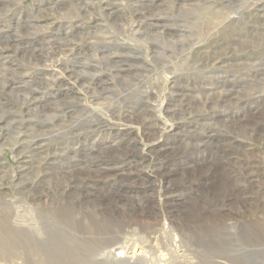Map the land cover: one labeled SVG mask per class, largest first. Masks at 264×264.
<instances>
[{
    "label": "rangeland",
    "instance_id": "obj_1",
    "mask_svg": "<svg viewBox=\"0 0 264 264\" xmlns=\"http://www.w3.org/2000/svg\"><path fill=\"white\" fill-rule=\"evenodd\" d=\"M208 1L209 6L216 5L227 16L231 43L225 37V41L213 44L205 29L196 31L191 27L189 34L180 28L183 24L179 21L174 24L176 28L168 27V23L158 28L152 27L148 19L141 40H146L147 34H159L161 43L149 40L134 44L130 27L140 25L135 3L145 5L142 9L148 18L155 14L153 9L164 10L173 5L176 21H181L177 12L186 0H0V217L5 212L31 208L36 217L30 224H36L44 213L73 209L69 213L76 222L79 218L78 223L84 227L96 224L104 232L79 235L84 239H74L71 244L64 241L69 246L65 257L48 252L51 257L43 264H125L124 261L135 263L139 258L146 264H180L170 259L165 241L156 233L165 224L182 239L180 254L186 252L196 264H225L214 255L229 246L244 252L264 250V239L260 240L264 236L255 235L248 223L254 218L241 215L242 202L249 200L237 198L245 177L243 171H252V164L247 168L244 159H229V152H212L204 148L205 144L194 147L188 134L193 129L186 123L196 117V112L174 119L165 114L178 106L176 101L183 95L193 97L205 113L209 112L207 100H213L217 94L221 98L231 97L220 84L226 79L237 85L232 89L236 96L247 100L262 97L258 105L264 104V75L252 76L264 68V0ZM191 4L200 7L207 2L191 0ZM179 34L186 39L179 40ZM8 37L14 38L13 44L21 48L19 51L7 47ZM169 39L178 40L175 48L162 46ZM57 43L65 51L59 52L62 49ZM246 46L249 48L244 49ZM246 52L254 57L246 58ZM62 53H67L68 62ZM214 54L216 61L212 60ZM100 80L103 87L97 84ZM86 89H90L89 93ZM157 104L165 113L160 112ZM243 108L233 109L239 117L237 121L252 122L245 117L250 109ZM216 111L224 113L223 118L230 112L225 113L222 108ZM142 112L146 118L156 119L154 128H146L134 119L135 114ZM87 119L91 124H85ZM215 128L212 147L218 143L223 148L248 150L260 160L261 169L253 170L259 194L252 201L264 197V142L258 140L257 134L235 135L221 125ZM62 170L73 174L67 178L56 174ZM80 170L84 172L81 174ZM263 206L264 203L259 208ZM225 237L234 240L227 245ZM163 254L166 259L162 261ZM26 259L25 255L11 259L5 254L0 264H28Z\"/></svg>",
    "mask_w": 264,
    "mask_h": 264
},
{
    "label": "bare ground",
    "instance_id": "obj_2",
    "mask_svg": "<svg viewBox=\"0 0 264 264\" xmlns=\"http://www.w3.org/2000/svg\"><path fill=\"white\" fill-rule=\"evenodd\" d=\"M151 1V0H150ZM173 1V0H172ZM205 2H207V4H205L204 6H194L191 4V0H186V2H183V7H179L180 9L178 10V16H180L183 20H177V17H175V14H173V10L174 7L173 5H169L167 7V9L159 10V9H153V11L155 12V14H153L151 16V18H148L145 13H144V8L145 5L141 3H135L134 7H135V13L137 14V16H139V20H140V25L138 26V28H131L130 27V34L132 36V41L135 43H139V42H150L149 40H154L156 43H161L160 40V35L159 34H155V35H145L146 36V40L142 39L140 37V34L142 32H144V28L146 27L147 24V20L149 21L150 25L152 27H158L162 25H165V23H168L169 26H175L174 24H176L178 21L180 23H182L183 25H180V28H184V30H188L189 34H192L191 31V27H193V30L196 31H201L202 29H205V31L208 33V37L210 40L214 41L213 44H219L222 40L225 41V37H228V43H231L230 40L232 37V33L228 31V28H230L231 25H228L227 22V16L222 13V9H217V6L215 5H210L208 4V0H204ZM60 2V1H58ZM173 4V3H171ZM167 5V4H166ZM187 5V6H185ZM156 7V5H155ZM164 7V6H163ZM148 8V7H147ZM224 9V8H223ZM112 13V12H111ZM114 14V13H113ZM111 17H113L112 15H110ZM117 16V15H114ZM39 17V16H38ZM173 23V24H172ZM122 24V22H121ZM125 24V22H124ZM179 24V23H178ZM167 25V24H166ZM186 25H189L190 28L185 27ZM123 26V25H122ZM115 27V26H114ZM165 27V26H163ZM177 26H175L176 28ZM117 30L118 28L115 27ZM159 28V27H158ZM127 29V28H126ZM125 30V29H124ZM179 32V29H177ZM120 31V30H118ZM123 31V29L121 30ZM147 31V30H146ZM160 31V30H159ZM145 33V32H144ZM154 33V32H153ZM169 33V32H168ZM174 33V32H173ZM108 34V33H107ZM121 34V33H120ZM175 34V33H174ZM182 34V33H181ZM109 35V34H108ZM113 35V34H112ZM127 35V34H125ZM172 35V34H171ZM130 36V35H129ZM180 38H178L179 40L184 41L186 39L185 35H178ZM168 37V36H167ZM185 37V38H184ZM176 38V39H177ZM162 39V37H161ZM4 40V39H3ZM109 39H107L108 41ZM115 40V39H114ZM131 40V39H130ZM144 40V41H143ZM163 40V39H162ZM171 40V39H169ZM169 40H166L165 43H163L162 46L164 47H168V48H175V46L177 45L176 40H171V42ZM58 41V40H57ZM56 41V42H57ZM102 41V40H100ZM104 41V39H103ZM105 41V42H107ZM10 42V43H9ZM66 42V41H65ZM6 43H8L7 47H11L14 48L16 50L19 51V49H21L19 46H17L16 44L14 45V38L12 37H8V39L6 40ZM22 43V42H21ZM61 43V42H60ZM70 43V42H69ZM68 43V44H69ZM104 43V42H102ZM114 43V42H113ZM124 43V42H123ZM58 44V43H57ZM108 44V43H107ZM111 44V43H110ZM121 44V43H120ZM140 44V43H139ZM227 44V43H226ZM225 44V45H226ZM28 45V44H27ZM62 45V44H61ZM104 45V44H103ZM160 45V44H159ZM108 46V45H106ZM119 46V45H118ZM117 46V47H118ZM128 46V45H127ZM139 46V45H138ZM67 47V46H66ZM97 47V46H96ZM114 47H116L114 45ZM131 47V46H130ZM6 48V47H5ZM56 48V47H55ZM54 48V49H55ZM58 48L62 49L59 52L65 51L64 46H60L58 44ZM72 48V47H71ZM88 48V47H87ZM99 48V47H98ZM102 48V47H101ZM110 48V47H109ZM113 48V47H112ZM125 48V47H123ZM249 47L246 46V48L244 49H248ZM131 49V48H130ZM162 50V49H161ZM167 50V48H166ZM165 50V51H166ZM217 50H219V48H217ZM55 52V51H53ZM58 52V51H57ZM56 52V53H57ZM67 52V51H66ZM86 52V51H85ZM129 52V51H128ZM233 52V51H232ZM52 53V52H51ZM68 53V52H67ZM67 53H62L63 58H65V60L68 62L69 58L67 57ZM87 53V52H86ZM85 53V54H86ZM99 53V52H98ZM133 53V52H132ZM247 53V52H246ZM90 54V53H89ZM87 53V55H89ZM96 54V52H95ZM131 54V52H130ZM245 54V53H244ZM133 55V54H132ZM50 56V55H49ZM69 56V55H68ZM92 56V53H91ZM97 56V55H95ZM103 56V55H102ZM111 55H109L108 57H110ZM121 56V55H120ZM135 56V55H134ZM216 54L213 55L212 60L216 61L217 56ZM84 57V56H83ZM107 58V56H105ZM245 57V56H244ZM243 57V58H244ZM252 58L254 57V55H250L247 53L246 58ZM80 59V54L78 55V57ZM90 58V57H89ZM93 58V57H91ZM96 58V57H95ZM98 58V57H97ZM105 58V59H106ZM112 58V57H111ZM129 58V57H128ZM134 58V57H133ZM138 58V57H137ZM42 59H46V56H44ZM50 59V57H49ZM72 59H74L72 57ZM70 59V60H72ZM102 62H103V58ZM109 59V58H107ZM114 59V58H113ZM112 59V60H113ZM64 60V61H65ZM96 60V59H95ZM46 61V60H45ZM78 61V60H77ZM91 60H89L88 62H90ZM114 61V60H113ZM136 61V60H134ZM63 62V61H62ZM66 62V64H67ZM74 62V60H73ZM91 62H94V60H92ZM117 62V61H116ZM115 62V63H116ZM125 62H127L125 60ZM54 63V62H53ZM53 63L51 65H53ZM81 63V62H80ZM79 63V64H80ZM87 63V62H86ZM85 63V64H86ZM104 63V62H103ZM109 63V62H107ZM130 63V62H129ZM78 64V65H79ZM88 64V63H87ZM86 64V66H87ZM92 64V63H91ZM94 64V63H93ZM92 64V65H93ZM98 64V63H97ZM60 65V64H59ZM63 65V63H62ZM107 65V64H106ZM57 66V65H56ZM61 66V65H60ZM59 66V67H60ZM65 66V65H64ZM123 66V65H122ZM121 66V67H122ZM49 67V66H48ZM62 67V66H61ZM68 67V66H67ZM76 67V66H75ZM79 67V66H78ZM82 67V66H81ZM90 67V66H88ZM95 68V66H93ZM50 68V67H49ZM92 68V67H91ZM93 68V70H94ZM259 68V67H258ZM55 69V68H54ZM63 69V68H62ZM66 69V68H65ZM120 69V67H119ZM61 70V69H60ZM92 70V71H93ZM219 70H222L219 68ZM63 71V70H62ZM67 71V69H66ZM73 71V68H72ZM42 72V71H41ZM39 72V73H41ZM84 72V71H83ZM64 73V72H63ZM82 73V72H81ZM88 74L89 72H85V74ZM118 73V71H117ZM260 75H264V68L258 69L256 70L252 76L253 77H259ZM66 76V75H65ZM80 76V75H79ZM83 76V75H81ZM85 76V75H84ZM89 78V77H88ZM59 79V78H58ZM94 79V78H93ZM100 79V78H99ZM98 79V80H99ZM136 79V78H135ZM134 79V80H135ZM254 79V78H253ZM80 80L79 77L77 79V81ZM95 80V79H94ZM58 81V80H57ZM49 82V81H48ZM47 82V83H48ZM51 83L53 81H50ZM79 82V81H78ZM93 82V81H92ZM104 82V81H103ZM253 82V81H252ZM50 83V84H51ZM83 83V82H82ZM81 83V84H82ZM49 84V83H48ZM53 84V83H52ZM75 84V81H74ZM84 84V83H83ZM98 86L103 87L104 83L100 81H97ZM220 84H223V87H226L229 91L227 94H230L231 97H223L221 98V96H219L218 94L216 96H214L213 100L210 98L209 100H207L205 103H209L210 106V111L205 113L204 110L199 107L195 101V99H193V97H188V95H183L181 98H179L176 102L178 103L177 107H174L171 110H167L166 113L165 111H163L162 109H159L158 104L155 105L160 112H164L166 115L168 114V116H170L171 118L174 119V117H176L177 115H182V114H188L189 112H196V117L191 120V122L186 123L188 125V128L193 129V130H189L188 134L189 138H190V142L194 144V147H199V145L201 144H205L204 148L207 149H211V151L213 152L214 150L216 152L219 151H226L229 152L227 153V157L230 159V157H237V160L241 159L245 162V164H247V168L249 166V164H252L250 167L252 168V171L248 172V171H243V173L245 174L244 180L243 182L241 181V188H239V193L237 195L238 200H249L248 202H242V206L243 207V211L241 212L242 217H247V216H251L252 218H254L253 221H250L248 223H250L251 227H252V231L254 232V234L257 236L259 235L260 237L264 236V209L261 210V208H259L260 206H262V204L264 203V197L260 196L259 200L256 201H252V197L259 194V185H258V181L255 178L256 173L253 172L254 169H261L260 165H262V163H260V160L256 159L254 153L249 152L248 150H240L237 148H233V147H224L222 145H219L218 143H216L215 147L214 146V141H213V134L214 132H216V126L221 125V127H224L226 129V132L228 133H232L235 135H248L250 136L251 134H257V138L260 142H264V107H262L264 104L262 105H258V103H260L261 98L259 97V99L257 98L256 100L255 97L254 98H250V100L248 101L245 98H242L240 96H236L235 93L233 94V90L237 85L235 84V82L226 79L224 81H220ZM238 84V83H237ZM255 84V83H253ZM80 85V84H79ZM219 86V84H217ZM36 87V86H35ZM90 87V86H89ZM91 88V87H90ZM106 88V87H105ZM104 88V89H105ZM93 89V88H91ZM187 89V88H186ZM38 90V89H37ZM90 90V89H89ZM88 90V91H89ZM180 90L184 91L185 89L181 88ZM194 90V89H193ZM85 91V90H84ZM87 91V89H86ZM85 91V92H86ZM87 91V92H88ZM93 91V90H92ZM103 91V89H102ZM35 92V91H33ZM147 92V91H145ZM36 93V92H35ZM89 93V92H88ZM94 93V92H93ZM104 93V92H103ZM99 94V92H98ZM105 94V93H104ZM101 95V94H100ZM234 95L236 97H234ZM39 97V95H38ZM99 97V96H98ZM33 98V96H32ZM27 99V98H26ZM176 99V98H175ZM35 100V98L33 99ZM38 100V99H37ZM40 100V99H39ZM93 99H91L90 101H92ZM100 101V100H99ZM157 101V100H156ZM29 103V102H28ZM35 103V102H34ZM139 103V102H138ZM263 103V102H262ZM33 104V103H32ZM60 104V103H59ZM63 104V103H62ZM67 104V103H66ZM249 105V107L245 108L246 105ZM71 105V104H70ZM73 105V104H72ZM48 106V105H47ZM80 106V105H79ZM82 106V105H81ZM239 106H244V108L242 109L247 110V116L245 117H249L250 120H252V122L249 123V121L246 122H242V121H237L238 120V115H235L233 109H237ZM39 107V105H38ZM64 107H66V105H64ZM78 107V106H77ZM261 107V108H260ZM31 108V107H30ZM49 108V107H48ZM72 108V107H70ZM150 108V107H149ZM226 109L229 112V116H227L226 118H223L222 115H225L224 113H219L216 110L217 109ZM41 109V108H40ZM66 109V108H65ZM79 109V108H78ZM232 111H231V110ZM34 110V109H33ZM36 110V108H35ZM53 110V109H52ZM71 110V109H70ZM80 110V109H79ZM78 110V111H79ZM83 110V109H82ZM241 110V109H240ZM41 111V110H40ZM49 111V110H48ZM56 111V110H55ZM60 111V110H59ZM69 111V110H68ZM67 111V112H68ZM111 111V110H110ZM252 111H254L252 113ZM36 112V111H35ZM39 112V111H38ZM45 112V110H44ZM63 112V111H62ZM66 112V113H67ZM70 112V111H69ZM73 112V111H71ZM144 112V111H143ZM142 112V114H143ZM150 112V111H149ZM242 112V111H241ZM246 112V111H245ZM41 113V112H40ZM84 113V112H83ZM113 113V112H112ZM50 114V112H49ZM47 114V115H49ZM55 114V112H54ZM92 114V113H91ZM95 114V113H93ZM97 114V113H96ZM105 114V112H104ZM103 114V116H104ZM142 114H135L134 116H136L134 119L137 120L140 124L145 125L146 128L147 127H152L155 126L154 121L156 119H154L153 117L151 118H146L145 113ZM246 114V113H245ZM37 115V114H36ZM41 115V114H39ZM38 115V116H39ZM46 115V114H45ZM46 115V116H47ZM53 115V114H51ZM59 115V114H58ZM57 115V116H58ZM60 115H62L60 113ZM73 115V114H72ZM189 115V114H188ZM35 116V115H34ZM44 116V114H43ZM56 116V115H55ZM67 116H69L67 114ZM100 116V115H99ZM97 116V117H99ZM106 116V114H105ZM154 116V115H153ZM63 118V116H61ZM71 117V116H70ZM69 117V118H70ZM96 117V118H97ZM109 117V116H108ZM156 117V116H155ZM58 118V117H57ZM103 118V117H102ZM106 118V117H105ZM113 118V117H112ZM110 119V118H109ZM108 119V121H109ZM160 119V118H159ZM59 120V119H58ZM61 120V119H60ZM63 120V119H62ZM98 120V119H97ZM114 120V119H113ZM116 120V119H115ZM158 120V119H157ZM242 120V119H241ZM33 121V120H32ZM56 121V120H55ZM88 121V122H87ZM99 121V120H98ZM102 121V119H101ZM159 121V120H158ZM208 121H214V124H209L207 123ZM87 123H85L86 125L89 124L91 121H89L88 119L85 121ZM94 124L95 121H93ZM103 122V121H102ZM105 122V121H104ZM111 122V121H110ZM120 122V121H119ZM12 123V122H11ZM134 123V122H132ZM91 124V123H90ZM104 124V123H103ZM47 125V124H45ZM41 126V125H40ZM125 126V125H122ZM215 126V127H214ZM127 127V126H126ZM41 128H44L43 125L41 126ZM40 129V128H39ZM113 129V128H112ZM120 129V128H119ZM151 129V128H150ZM130 130V129H129ZM134 130V129H133ZM139 130V128H138ZM221 130V129H220ZM136 131V130H135ZM206 131V132H205ZM120 132V131H119ZM133 132V131H132ZM141 132V131H140ZM204 132V134H203ZM143 133V132H142ZM146 133V132H145ZM154 133V132H153ZM216 134V133H215ZM120 135V134H119ZM220 135V134H219ZM139 136V135H138ZM143 136V135H142ZM140 135V137H142ZM137 137V136H136ZM144 137V136H143ZM149 137V135H148ZM153 137V136H151ZM150 138V137H149ZM152 139V138H150ZM144 140V138H143ZM24 143V142H23ZM152 143V142H151ZM43 144V143H42ZM28 146V145H27ZM38 147V146H37ZM46 147V146H45ZM147 147V146H146ZM35 148V147H34ZM108 148V147H107ZM40 146L39 149L40 150ZM46 149V148H45ZM150 149V148H149ZM172 149V148H171ZM48 151V149H46ZM101 150V149H99ZM99 150H97V152H99ZM106 150V149H105ZM152 150V149H151ZM163 150V149H162ZM229 150V151H227ZM32 151V150H31ZM43 151V150H42ZM103 151V150H101ZM35 153V152H34ZM106 153V152H105ZM222 153V152H221ZM86 154V153H85ZM172 154V153H171ZM174 155V154H173ZM171 155V156H173ZM32 156V155H31ZM29 155V157H31ZM34 157V156H33ZM39 157V156H38ZM48 157V156H47ZM40 158V157H39ZM44 158V157H42ZM41 158V159H42ZM72 158V157H71ZM39 160V159H37ZM45 160V159H42ZM32 161V159H31ZM55 162H57L56 160H54ZM242 161V162H243ZM73 162V161H72ZM71 162V163H72ZM197 162V161H196ZM35 163V162H34ZM38 163V161H37ZM223 163V162H222ZM42 164V163H40ZM52 164V163H51ZM49 164V165H51ZM229 164V163H228ZM29 165V164H28ZM39 165V163H38ZM37 165V166H38ZM218 165V164H217ZM232 165V164H231ZM1 166V165H0ZM123 166V165H122ZM197 166V165H196ZM74 167V166H73ZM27 168V166H26ZM37 168V167H36ZM85 168V167H84ZM130 168V167H129ZM203 168V167H201ZM226 168V167H225ZM224 168V169H225ZM30 169V168H29ZM28 169V170H29ZM48 169V168H47ZM117 169V168H115ZM237 169V168H235ZM241 169V168H240ZM36 170V169H35ZM41 170V169H40ZM79 170V169H78ZM98 170V169H97ZM103 170V169H102ZM114 170V169H113ZM2 171V170H1ZM0 171V172H1ZM7 171V170H6ZM34 171V170H33ZM38 171V170H37ZM49 171V169H48ZM95 171V170H94ZM107 171V170H106ZM194 171V170H193ZM258 171V170H257ZM10 172V171H9ZM50 172V171H49ZM52 172V171H51ZM81 172V170H80ZM84 172V171H83ZM81 172V174L83 173ZM92 172V170H91ZM90 172V173H91ZM97 172V171H96ZM173 172V171H172ZM171 172V173H172ZM41 173V172H40ZM102 173V172H100ZM104 173V172H103ZM167 173V172H166ZM176 173V172H175ZM242 173V172H241ZM2 174V173H1ZM48 174V173H47ZM57 175H65V177L67 178L68 176H70L69 174H73V171H69L67 172V170H62L60 173H56ZM218 174V173H217ZM3 175V174H2ZM28 175V174H26ZM86 175V174H85ZM89 175V174H88ZM94 175V173H93ZM98 175V173H97ZM195 175V174H194ZM227 175V174H226ZM10 176V175H9ZM29 176V175H28ZM38 176V175H37ZM241 176V175H239ZM2 177V176H1ZM27 177V176H26ZM78 176H76L77 178ZM91 177V174H90ZM187 177V176H186ZM3 178V177H2ZM75 178V179H76ZM81 178V177H80ZM85 177H83L84 179ZM89 178V177H88ZM87 178V179H88ZM190 178V177H189ZM221 178V177H220ZM79 179V178H78ZM105 179V178H104ZM125 179V178H124ZM224 179V177H223ZM226 179V178H225ZM62 180H64L62 178ZM85 180V179H84ZM221 180V179H220ZM219 180V181H220ZM228 180V179H227ZM59 181V180H58ZM224 181V180H222ZM230 181V180H229ZM70 182V181H69ZM98 182V181H97ZM26 183V181H25ZM33 183V182H32ZM61 183V182H60ZM219 183V182H218ZM84 184V183H83ZM236 184V183H235ZM238 184V183H237ZM236 184V185H237ZM20 185V184H19ZM25 185V184H24ZM214 185V184H213ZM235 185V186H236ZM31 186V185H29ZM39 186V185H38ZM60 186V185H59ZM78 186V185H77ZM238 186V185H237ZM33 187V186H32ZM58 187V186H57ZM87 187V186H86ZM234 188V187H233ZM237 188V187H235ZM24 189V188H23ZM37 189V188H34ZM33 189V190H34ZM56 189V188H55ZM60 189V188H59ZM223 189V188H222ZM19 190V189H18ZM22 190V189H21ZM30 190V189H29ZM53 190V189H52ZM58 190V189H57ZM226 190V189H225ZM231 190V189H230ZM235 190V189H234ZM233 190V191H234ZM23 191V190H22ZM32 191V190H31ZM216 191H220L219 187L216 188ZM24 192V191H23ZM87 192V191H86ZM99 192V191H98ZM209 192V191H208ZM29 193V192H28ZM32 193V192H31ZM30 193V194H31ZM43 192H41L42 194ZM97 193V192H96ZM229 193V192H228ZM227 193V194H228ZM84 194V193H82ZM234 194V193H233ZM26 195V194H25ZM28 195V194H27ZM34 196V195H33ZM43 196V195H42ZM90 196V195H89ZM92 196V195H91ZM222 196V195H221ZM41 197V196H40ZM224 197H225V193H224ZM42 198V197H41ZM37 200V199H36ZM35 201V199H34ZM28 203V202H27ZM34 203V202H33ZM36 203V202H35ZM13 204V203H12ZM29 205V204H28ZM23 206V205H21ZM35 206V205H34ZM56 206V204H55ZM40 207V206H39ZM59 207V206H58ZM238 207V206H237ZM22 209V208H21ZM20 209V210H21ZM41 209V208H39ZM260 209V211H259ZM8 210V209H7ZM12 210V209H11ZM20 210H13L14 212L12 213H2L3 215L0 217V258L2 257V255H7V257L9 256L11 259L14 258L15 256L18 255H25L27 256V261L28 264H43L44 262L46 263V260L48 258L51 257V255L47 256L50 252L51 254H55L53 256H57V257H65L63 256L68 249V247H66V245H64V243H69L71 244V242L74 239L77 240H83L84 238H78L79 235H83L84 237L86 235H89L88 233H94L96 235H101V233H104L103 231H100L99 228H97L96 224L95 226H91L87 224L86 227H84V224L79 222V218L78 221L76 222V220H74L73 216L71 213V211H69L68 209H62V211H58L53 210V211H49L47 213L42 214V218H39L36 224H30V222L33 220L34 217H36V212H34L31 208L30 209H26L25 211H20ZM49 210V209H48ZM258 211L259 213L257 214ZM43 212V210H42ZM81 212V211H80ZM73 213V212H72ZM75 213V212H74ZM82 213V212H81ZM80 213V214H81ZM86 213V212H85ZM38 214V213H37ZM78 214V212H77ZM203 214V213H202ZM82 216V215H81ZM81 216L80 219L82 218ZM202 216V215H201ZM18 217V218H17ZM77 217V216H76ZM86 217V216H85ZM200 217V216H199ZM216 217V216H215ZM222 218V217H221ZM249 218V217H248ZM26 219V220H25ZM77 219V218H76ZM199 219V218H198ZM216 219V218H215ZM219 219V218H218ZM36 220V218H35ZM91 220V219H90ZM37 221V220H36ZM218 221V220H216ZM35 222V221H34ZM222 222V221H221ZM220 222V223H221ZM181 223V222H180ZM179 223V224H180ZM201 223V222H200ZM211 225H215V223L213 224V221L210 222ZM219 223V224H220ZM158 224V223H157ZM226 224V223H224ZM170 225V223H169ZM172 225V224H171ZM203 225V224H202ZM221 225V224H220ZM183 226V225H182ZM180 226V227H182ZM210 226V225H209ZM89 228V229H85V228ZM189 227V226H188ZM208 229V226H206ZM159 228V227H158ZM175 228V227H174ZM201 228V227H200ZM223 228V227H222ZM221 228V229H222ZM219 227L216 228V234L219 233ZM225 229V228H223ZM222 229V230H223ZM115 230V229H114ZM175 229H172L171 227L168 226V224H165L164 226H161V228L159 230H156V233H158V238H162L165 245V250L168 251V253L170 252L171 256L170 259L174 258V262H179L180 264H185L186 262L188 264H193L195 261H192V257L189 258L188 255H186V252H183V254H180L181 251V245H182V239L180 238V236L177 234H175L176 232L174 231ZM183 230V229H182ZM213 230V229H212ZM209 232L211 230H208ZM154 233V230L152 231ZM212 232V231H211ZM40 233V234H39ZM184 235V234H182ZM219 234H217L216 236H218ZM39 236V237H38ZM225 236V235H224ZM82 237V236H81ZM149 237V235H148ZM184 237V236H183ZM187 237V236H186ZM219 237V236H218ZM86 239V238H85ZM149 239V238H148ZM147 239V240H148ZM155 239V238H154ZM233 238H229V237H225L224 240L227 243H231ZM262 239L264 238H260V240L262 241ZM104 240V239H103ZM222 239V241H224ZM234 240V239H233ZM65 241V242H64ZM128 242H131V240H127ZM190 241V240H189ZM156 242V241H154ZM224 242V243H225ZM149 243V242H148ZM186 243V242H185ZM184 243V244H185ZM264 243V242H263ZM188 244V243H187ZM69 245V244H68ZM163 245V246H164ZM235 245V244H234ZM225 246V245H223ZM222 247V245H221ZM220 247V249H221ZM236 246H229L227 249L223 250L221 249V251L218 253H216V255H214L215 259H220L223 262H225V264H264V250L261 252H249V251H242V249L238 250L235 249ZM237 248V247H236ZM183 250V249H182ZM223 250V251H222ZM45 252H47L45 254ZM160 252V251H159ZM161 253V252H160ZM68 254V253H67ZM142 254H140L141 256ZM163 260L166 259V255L163 254ZM207 256V255H206ZM213 256V254H212ZM154 257V256H153ZM162 257V256H161ZM211 257V256H210ZM158 258V257H157ZM180 258L184 259V261L179 260ZM206 258V257H205ZM199 259V258H198ZM9 260V259H8ZM146 260V259H145ZM214 260V259H212ZM154 263H156V261L153 259L151 260ZM173 262V263H174ZM125 264H146L143 258H139L137 261H135V263H131V261L127 260L124 261ZM196 264V263H194ZM219 264V263H218Z\"/></svg>",
    "mask_w": 264,
    "mask_h": 264
}]
</instances>
